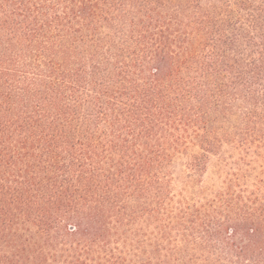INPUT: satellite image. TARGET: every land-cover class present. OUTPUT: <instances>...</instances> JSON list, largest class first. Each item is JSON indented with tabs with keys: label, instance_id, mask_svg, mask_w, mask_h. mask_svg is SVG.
Listing matches in <instances>:
<instances>
[{
	"label": "trees",
	"instance_id": "obj_1",
	"mask_svg": "<svg viewBox=\"0 0 264 264\" xmlns=\"http://www.w3.org/2000/svg\"><path fill=\"white\" fill-rule=\"evenodd\" d=\"M262 160L264 0H0V264H264Z\"/></svg>",
	"mask_w": 264,
	"mask_h": 264
},
{
	"label": "rangeland",
	"instance_id": "obj_2",
	"mask_svg": "<svg viewBox=\"0 0 264 264\" xmlns=\"http://www.w3.org/2000/svg\"><path fill=\"white\" fill-rule=\"evenodd\" d=\"M215 167H216V164L213 161L209 165L207 172L204 175V178H203L204 182H203V185H201V187H205L209 182H211V180H213V178L216 177ZM254 168H255V171L252 172L251 167L243 166V169H247L248 172L251 173L252 181L259 180L260 183H257V186L264 188V160L259 162L258 165Z\"/></svg>",
	"mask_w": 264,
	"mask_h": 264
}]
</instances>
